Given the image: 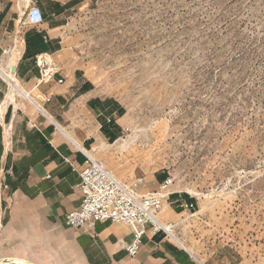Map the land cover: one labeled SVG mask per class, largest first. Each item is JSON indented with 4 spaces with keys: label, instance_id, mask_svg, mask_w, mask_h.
<instances>
[{
    "label": "rangeland",
    "instance_id": "374dc122",
    "mask_svg": "<svg viewBox=\"0 0 264 264\" xmlns=\"http://www.w3.org/2000/svg\"><path fill=\"white\" fill-rule=\"evenodd\" d=\"M70 2L56 59L124 108L97 160L130 187L171 177L194 204L175 232L204 259L264 264V0Z\"/></svg>",
    "mask_w": 264,
    "mask_h": 264
},
{
    "label": "crops",
    "instance_id": "0c3cea01",
    "mask_svg": "<svg viewBox=\"0 0 264 264\" xmlns=\"http://www.w3.org/2000/svg\"><path fill=\"white\" fill-rule=\"evenodd\" d=\"M34 4L43 10V22L24 23L23 13ZM73 8L70 0H0V65L10 68L17 44L12 49L3 45L15 37L19 57L12 70L16 66L21 87L30 90L26 95L0 87V259L35 264H227L204 259L179 236L181 242H175L163 232L147 231L131 256L121 247V242L134 240L131 225L98 223L77 229L65 224L66 214L81 203L79 165L93 150L97 159L106 140H122L124 115L121 102L102 94L81 68L70 71L56 59ZM164 180L163 174L149 176L139 184L140 192H157ZM168 192L156 214L164 223L176 220L183 207L193 203L174 185Z\"/></svg>",
    "mask_w": 264,
    "mask_h": 264
},
{
    "label": "built area",
    "instance_id": "2783aa9c",
    "mask_svg": "<svg viewBox=\"0 0 264 264\" xmlns=\"http://www.w3.org/2000/svg\"><path fill=\"white\" fill-rule=\"evenodd\" d=\"M44 18L41 7L34 4L25 12L23 21L27 24H39ZM38 62L40 66L41 61ZM55 73L56 71L52 76ZM86 155V161L77 169L80 176L81 203L77 209L66 214L67 226L79 229L94 228L98 223L131 225L134 227V240L129 244L121 242V247L131 256L139 251L142 237L147 231L153 234L163 232L168 236L176 231L175 223L162 224L156 216L163 200L171 195V192L166 196L160 195L161 191L167 192L173 184L171 177H167L160 184L159 191L139 195L137 187L143 183V178L137 179L133 187L122 186L101 160L88 153ZM193 205L190 203L187 207L192 208Z\"/></svg>",
    "mask_w": 264,
    "mask_h": 264
},
{
    "label": "bare ground",
    "instance_id": "6f19581e",
    "mask_svg": "<svg viewBox=\"0 0 264 264\" xmlns=\"http://www.w3.org/2000/svg\"><path fill=\"white\" fill-rule=\"evenodd\" d=\"M19 45L17 44V46H16V49H15V54H14V56H12L11 57V65H10V68L9 69H6V68H4L3 66H1L0 65V76L2 77V78H4V79H6V80H8L9 82H10V84H11V86H12V88H14L15 90H17V91H23L26 95H29L30 94V90L29 89H24L23 87H21V83H20V81H19V79L16 77V73H15V71H13L12 70V66L13 65H16L17 64V61H18V55H17V52H18V47ZM46 55V54H45ZM46 57L49 59V61H51V56L50 55H46ZM47 58H45V59H47ZM44 59V60H45ZM42 61V60H41ZM42 62H44V61H42ZM46 62V61H45ZM52 68V67H51ZM48 71V70H47ZM46 71V72H47ZM3 110H4V108H3ZM3 112V111H2ZM64 128H62V130H63ZM6 139H7V137H6ZM74 141V140H73ZM120 144H121V142L120 141H117V142H115L113 145L114 146H120ZM111 145H112V143H111ZM86 152V151H85ZM89 152V151H88ZM95 150H93V151H91V152H89V154L93 157V156H95ZM117 180L122 184V186H127V187H129L130 188V186L128 185V184H126L122 179H120L119 177L117 178ZM160 195H163V196H166L167 195V192H163V191H161L160 192ZM165 202V201H164ZM163 202V203H164ZM162 206H163V204H162ZM162 206H161V208H162ZM161 210V209H160ZM161 222V221H160ZM162 224H166V223H164V222H161ZM175 233L176 232H174V233H172V234H170V236L172 237V238H174V240H176V241H178V242H181L180 241V238L178 237V236H176L175 235ZM175 236H176V238H175ZM181 244H183V243H181ZM0 264H35V263H33V262H31V261H28V260H23V259H21V258H15V259H9V258H4V259H0Z\"/></svg>",
    "mask_w": 264,
    "mask_h": 264
},
{
    "label": "water",
    "instance_id": "95a60500",
    "mask_svg": "<svg viewBox=\"0 0 264 264\" xmlns=\"http://www.w3.org/2000/svg\"><path fill=\"white\" fill-rule=\"evenodd\" d=\"M13 71H15V72H16V66H14V67H13Z\"/></svg>",
    "mask_w": 264,
    "mask_h": 264
},
{
    "label": "trees",
    "instance_id": "16d2710c",
    "mask_svg": "<svg viewBox=\"0 0 264 264\" xmlns=\"http://www.w3.org/2000/svg\"><path fill=\"white\" fill-rule=\"evenodd\" d=\"M189 197V199L192 201V198L190 197V196H188Z\"/></svg>",
    "mask_w": 264,
    "mask_h": 264
}]
</instances>
